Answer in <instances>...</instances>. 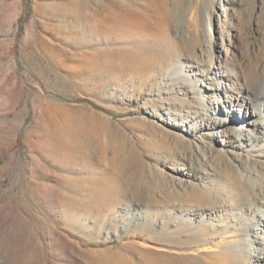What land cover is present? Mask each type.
Returning <instances> with one entry per match:
<instances>
[{
  "label": "rangeland",
  "instance_id": "1",
  "mask_svg": "<svg viewBox=\"0 0 264 264\" xmlns=\"http://www.w3.org/2000/svg\"><path fill=\"white\" fill-rule=\"evenodd\" d=\"M239 3L235 49L228 0H0V264H153L159 228L243 224L217 188L243 166L192 94L208 15L213 52L264 60V0Z\"/></svg>",
  "mask_w": 264,
  "mask_h": 264
},
{
  "label": "bare ground",
  "instance_id": "2",
  "mask_svg": "<svg viewBox=\"0 0 264 264\" xmlns=\"http://www.w3.org/2000/svg\"><path fill=\"white\" fill-rule=\"evenodd\" d=\"M228 11H231L229 23ZM223 12V27L227 31L223 30L221 34L224 36L229 32V45L237 49L240 31H236L231 39L230 29L233 28V20L243 15L242 5L239 0H228V7ZM259 17L260 14L252 13L247 33H256L257 26L253 20ZM206 22L209 54L206 57L201 50L196 61L199 65L197 74L202 83H206L209 96H202L199 92L192 94L201 101L199 117L202 125L205 128L220 127L227 147L233 150V155L235 154L232 161L239 164L238 168L243 166L244 176L241 181L237 180L231 188L220 185L217 188L223 192L227 191L228 195L233 191L234 196L229 198L226 205L232 206L231 214L235 220L243 218L245 221L238 227H184V230L167 232L159 228L160 232L152 234V242L155 245L153 248L158 251L157 260L153 264H169L166 254L176 255L179 259L188 257V261L193 264H264V123L258 121L264 120V79L259 78V74L264 73V60L260 62L254 58L257 62H251L253 57L240 58L228 49L224 50L225 56L220 52H213L212 16L208 15ZM211 101L216 105V109ZM237 112L239 115L236 116ZM236 117H239L246 127H233ZM251 148L257 154L256 161L243 158V153H249ZM255 164H258V170ZM205 173L206 177L203 179H211L209 176L212 173L208 170ZM189 176L200 178L198 173H189ZM233 178L235 179L234 175ZM143 211L142 207H134L129 214L132 219L142 222ZM186 262L180 264H187Z\"/></svg>",
  "mask_w": 264,
  "mask_h": 264
}]
</instances>
